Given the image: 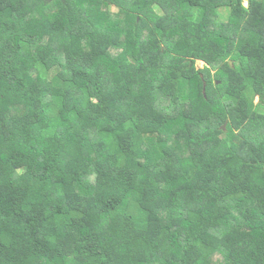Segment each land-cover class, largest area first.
I'll list each match as a JSON object with an SVG mask.
<instances>
[{"label":"trees","instance_id":"16d2710c","mask_svg":"<svg viewBox=\"0 0 264 264\" xmlns=\"http://www.w3.org/2000/svg\"><path fill=\"white\" fill-rule=\"evenodd\" d=\"M0 264H264V0H0Z\"/></svg>","mask_w":264,"mask_h":264},{"label":"rangeland","instance_id":"374dc122","mask_svg":"<svg viewBox=\"0 0 264 264\" xmlns=\"http://www.w3.org/2000/svg\"><path fill=\"white\" fill-rule=\"evenodd\" d=\"M246 5H247V3H246ZM114 10H115V9H114ZM196 67L199 68V69L204 68V67H205V63L198 61V62L196 63Z\"/></svg>","mask_w":264,"mask_h":264}]
</instances>
